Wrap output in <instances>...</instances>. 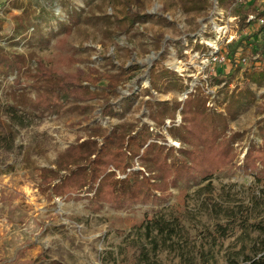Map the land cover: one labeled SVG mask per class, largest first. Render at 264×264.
<instances>
[{"label": "rangeland", "instance_id": "obj_1", "mask_svg": "<svg viewBox=\"0 0 264 264\" xmlns=\"http://www.w3.org/2000/svg\"><path fill=\"white\" fill-rule=\"evenodd\" d=\"M69 1L83 10L81 22L70 32L52 37L48 44L38 45L31 29L29 43L21 38L18 24L21 20L36 23L43 36L51 27L57 32L55 20L48 17L47 24L34 17L46 6L64 20L59 0H0V47L26 59L21 74L0 79V264H139V248L146 239L132 227L150 209L118 211L104 206L93 212L84 194H77L69 185L59 186L61 177L80 164L67 152L95 134V127L105 132L122 124L130 128L145 125L163 137L160 143L179 148L167 129L181 124L180 111H175L174 120L167 119L156 129L149 117V102L180 104L181 109L188 94L200 91L207 107L220 109L223 97L216 94L220 87L214 78L230 70L224 61L225 51L255 30L241 32L233 11L219 8L215 0H203L199 10L188 13L179 0H137L140 4L132 2L130 9L139 16V22L128 32H122L115 23L122 17L124 0ZM255 1L264 5V0ZM195 43L207 51H195ZM246 47V58L229 85L230 91L234 87L241 90L248 83L255 94L228 124L226 136L239 133L243 137L234 147V163L238 166L249 140L259 145L255 134L258 121L264 119V86L250 84L244 76L257 58L250 44ZM151 69L168 70L182 81L167 91L161 88L156 92L149 87ZM41 74L53 76L69 88L76 86L73 77H77L87 90L81 91L80 100L68 98L42 119L21 111L5 112L14 93L24 104L52 103L53 97L62 96L37 88V82L43 79ZM130 102L124 111L122 106ZM106 103L112 115L103 116L101 110ZM58 162L67 172L57 168ZM169 206L170 212L186 221L190 243L196 246L203 241L204 230L225 223V211L233 210L237 218L248 215V232L237 229L222 242L216 251L218 264H229L230 259L240 262L244 255L251 254L254 245L261 248L264 243V197L250 176L219 174L186 196L172 190ZM152 259L181 264L167 251Z\"/></svg>", "mask_w": 264, "mask_h": 264}, {"label": "trees", "instance_id": "obj_2", "mask_svg": "<svg viewBox=\"0 0 264 264\" xmlns=\"http://www.w3.org/2000/svg\"><path fill=\"white\" fill-rule=\"evenodd\" d=\"M54 1L50 0V3ZM92 1L86 0L87 3ZM202 1L179 0L187 13L199 10L198 5ZM215 1L219 8L233 11L241 32L246 29L255 30L253 34L243 37L225 51L224 61L228 62L230 70L227 74L214 78L220 87L216 94L223 97L220 109L207 107L206 99L200 91L188 94L181 109L180 104L151 101L149 117L156 124V129L164 125L167 119L174 120L175 111H180L181 124L178 127L171 125L167 129L168 135L179 143V148L160 143L163 142V137L152 133L145 125L130 128L122 124L105 132L95 127L93 129L95 134L71 147L67 152L80 164L69 172L63 163L58 162L57 165L58 169L67 172L61 177L59 186L69 185L77 194H84L83 198L93 212L100 211L104 206L118 211H134L136 207L150 209L141 221L132 227L137 233L145 234L146 239V243H142L139 248V264H162L152 257L165 251L175 254L181 264H218L216 251L220 249L222 242L233 236L237 229L248 232L250 227L248 215L237 218L233 210H228L224 213V224L215 223L211 231L204 230L206 235L199 246L191 244L186 221L181 215L170 212L172 190L186 196L191 189L213 176L219 174L233 176L239 172L244 176H250L259 194L264 197V119L258 121L255 134V138L260 140L259 145L249 140L242 164L239 166L234 163L236 159L234 147L242 142L243 137L239 133L226 136L228 124L255 98L248 83L241 90L238 87L229 90L234 74L240 71V62L246 58L245 50L248 44L252 49L251 53L257 58L252 60L251 66L245 72V79L257 87L264 86V5H257L255 0ZM132 2L140 4L137 0H124L120 11L122 17L115 21L117 28L122 32H128L136 22H139V16L131 12ZM59 5L64 9V20L55 17L53 10L46 6L41 7L34 17L47 24L49 18L55 20L57 32L51 27L43 36L38 24L30 21L25 24L21 20L18 24L21 38L29 43L30 38H33L29 34L31 29L33 35L38 37V45L48 44L52 37L70 32L72 26H77L81 22L83 10L72 6L69 0H59ZM22 15L28 17L27 12H23ZM56 33L58 34L55 35ZM15 36L17 33L13 38ZM246 40L249 43L245 45ZM193 49L201 53L207 51L205 47L196 43ZM238 54L240 57L236 58ZM25 60L23 55L9 53L0 47V79L21 74ZM258 67L262 69L257 70ZM133 70L135 69H129ZM39 77L43 79L37 82ZM39 77L38 75L35 77L39 84H36L38 89L51 90L56 96L60 93L62 96L57 99L53 97L52 103L44 100L24 104L19 99V94L14 93L10 96V102L4 111L8 113L21 111L29 117L42 119L45 113H52L54 108L66 103L68 98L80 100L81 91L87 90L77 77H73L75 78L73 84L76 86L71 85L70 88L68 84H59L53 76L47 78L41 74ZM180 81L182 79L168 70L157 72L151 69L149 72V87L156 92H161V88L167 91ZM130 105L131 102L124 105L125 107L122 106L123 110L127 111ZM108 108L107 103L102 107L103 116L112 115ZM262 251L264 243L261 244V248L254 245L251 254L244 255L240 262L230 259L229 264H264Z\"/></svg>", "mask_w": 264, "mask_h": 264}]
</instances>
